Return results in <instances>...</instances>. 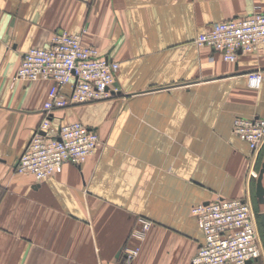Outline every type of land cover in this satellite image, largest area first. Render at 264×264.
I'll list each match as a JSON object with an SVG mask.
<instances>
[{
	"label": "crops",
	"instance_id": "obj_1",
	"mask_svg": "<svg viewBox=\"0 0 264 264\" xmlns=\"http://www.w3.org/2000/svg\"><path fill=\"white\" fill-rule=\"evenodd\" d=\"M257 11L264 0H0V264H124L137 217L152 226L131 264H190L203 242L191 208L257 196L262 169L264 189V146L232 132L237 118H264V45L228 62L194 39ZM62 32L118 63L119 91L53 112V125L81 122L100 145L37 182L15 166L50 83L14 77L28 49Z\"/></svg>",
	"mask_w": 264,
	"mask_h": 264
},
{
	"label": "built area",
	"instance_id": "obj_2",
	"mask_svg": "<svg viewBox=\"0 0 264 264\" xmlns=\"http://www.w3.org/2000/svg\"><path fill=\"white\" fill-rule=\"evenodd\" d=\"M195 45L208 48L228 62L240 54H253L264 45V11L214 23L194 39ZM119 65L82 42V34L56 33L45 48H30L22 56L15 79L49 82L43 118L19 156L15 171L35 181L59 174L66 163L82 165L99 147L98 133L81 122L60 126L52 123L53 112L75 104L103 101L115 96ZM247 86L258 89L262 75H247ZM70 86L65 94L62 89ZM232 132L253 152L264 146V118H237ZM191 214L203 234V242L190 264H247L262 256L255 214L246 198L217 199L199 203ZM152 222L137 217L123 251L124 264H131L140 251Z\"/></svg>",
	"mask_w": 264,
	"mask_h": 264
},
{
	"label": "rangeland",
	"instance_id": "obj_3",
	"mask_svg": "<svg viewBox=\"0 0 264 264\" xmlns=\"http://www.w3.org/2000/svg\"><path fill=\"white\" fill-rule=\"evenodd\" d=\"M250 200V201H249ZM248 201L250 202L252 208H253V211H254V214H255V217L257 218V233L259 235V238H260V241H261V245H262V254L264 255V233H263V228L260 224V216L262 214H264V201H263V197H258V196H255V195H251L250 196V199Z\"/></svg>",
	"mask_w": 264,
	"mask_h": 264
},
{
	"label": "water",
	"instance_id": "obj_4",
	"mask_svg": "<svg viewBox=\"0 0 264 264\" xmlns=\"http://www.w3.org/2000/svg\"><path fill=\"white\" fill-rule=\"evenodd\" d=\"M263 168H264V163H263ZM262 175H263V169L261 170L260 174L258 175L257 182H256V194L258 197H262L264 195V189L262 186ZM260 224L263 228V233H264V214L260 216Z\"/></svg>",
	"mask_w": 264,
	"mask_h": 264
},
{
	"label": "flooded vegetation",
	"instance_id": "obj_5",
	"mask_svg": "<svg viewBox=\"0 0 264 264\" xmlns=\"http://www.w3.org/2000/svg\"><path fill=\"white\" fill-rule=\"evenodd\" d=\"M255 222H256V228H257V225H258L257 223H258V222H257V218H256V217H255Z\"/></svg>",
	"mask_w": 264,
	"mask_h": 264
}]
</instances>
